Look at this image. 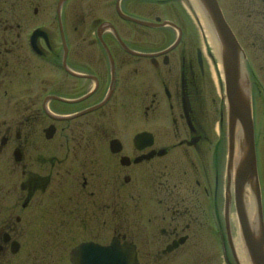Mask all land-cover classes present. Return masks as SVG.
<instances>
[{"label": "flooded vegetation", "instance_id": "flooded-vegetation-1", "mask_svg": "<svg viewBox=\"0 0 264 264\" xmlns=\"http://www.w3.org/2000/svg\"><path fill=\"white\" fill-rule=\"evenodd\" d=\"M127 198L139 240L113 227ZM84 243L264 264V0H0V264H73Z\"/></svg>", "mask_w": 264, "mask_h": 264}, {"label": "water", "instance_id": "water-1", "mask_svg": "<svg viewBox=\"0 0 264 264\" xmlns=\"http://www.w3.org/2000/svg\"><path fill=\"white\" fill-rule=\"evenodd\" d=\"M226 39V37H225ZM228 39V38H227ZM226 39V40H227ZM227 99H228V109H229V128L230 134L235 132L236 125L240 126L243 131L244 138L248 143V155L245 158L247 160L254 161V150H253V127H252V117L250 116V110L248 106L244 103L241 105L238 98V92L236 88V81L230 82L227 84ZM246 171L253 173V162L245 163ZM246 172L240 171L236 180V188L240 190V185L242 182V176ZM251 241L249 242V244ZM253 245V242L251 243ZM250 244V246H251ZM73 263L74 264H139L136 260V254L134 253V248L131 246H119L114 244L110 247H100L99 245H92L84 243L80 245L78 249H75L73 254ZM250 257H253V260L256 264L259 262V252L254 248L250 249Z\"/></svg>", "mask_w": 264, "mask_h": 264}, {"label": "rangeland", "instance_id": "rangeland-1", "mask_svg": "<svg viewBox=\"0 0 264 264\" xmlns=\"http://www.w3.org/2000/svg\"><path fill=\"white\" fill-rule=\"evenodd\" d=\"M255 106H254V100H253L254 117H256V119L258 120L260 118L259 117V113L261 111L259 110V108H256ZM60 157H63V155H61ZM64 164H68V163L65 162ZM33 166H36V165H33ZM47 172L48 171H46V173ZM51 190H58V189L51 188ZM127 203H128L127 204V206H128L127 213L128 214L126 216V222H122V225H113V227L114 228L122 227V229L124 228L126 230V232H128L132 238L139 240L140 239V236L136 233L135 227L141 225V223L138 222V220H139V217L138 216H139L140 213H138L137 207L134 205L133 202H130V200H128V198H127ZM133 226H135V227H133Z\"/></svg>", "mask_w": 264, "mask_h": 264}, {"label": "bare ground", "instance_id": "bare-ground-1", "mask_svg": "<svg viewBox=\"0 0 264 264\" xmlns=\"http://www.w3.org/2000/svg\"><path fill=\"white\" fill-rule=\"evenodd\" d=\"M210 40H211V42H212V45H213V48L215 49V53H216V55H218L219 53H221V51H223V49L221 48V46L219 45V43L217 42V40L216 39H214V38H210ZM237 88H238V86H237ZM237 90H240V91H238V98H239V102H240V104L241 105H244V103H245V99H244V96L241 94L242 92H241V89H240V83H239V88L237 89ZM238 156V155H237ZM237 240V239H236ZM238 248V253L240 254V255H242L241 254V248L239 249V247H237Z\"/></svg>", "mask_w": 264, "mask_h": 264}]
</instances>
